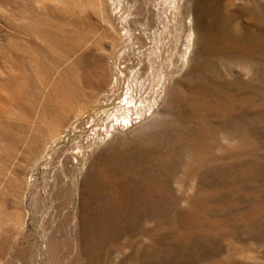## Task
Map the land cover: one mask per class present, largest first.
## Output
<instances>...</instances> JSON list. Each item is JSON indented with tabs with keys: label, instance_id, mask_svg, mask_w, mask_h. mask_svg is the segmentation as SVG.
I'll use <instances>...</instances> for the list:
<instances>
[{
	"label": "rangeland",
	"instance_id": "374dc122",
	"mask_svg": "<svg viewBox=\"0 0 264 264\" xmlns=\"http://www.w3.org/2000/svg\"><path fill=\"white\" fill-rule=\"evenodd\" d=\"M0 264H264V0H0Z\"/></svg>",
	"mask_w": 264,
	"mask_h": 264
},
{
	"label": "bare ground",
	"instance_id": "6f19581e",
	"mask_svg": "<svg viewBox=\"0 0 264 264\" xmlns=\"http://www.w3.org/2000/svg\"><path fill=\"white\" fill-rule=\"evenodd\" d=\"M132 101V100H131ZM131 103L132 102H129V99L127 98L126 100H125V105H131ZM126 117V116H125Z\"/></svg>",
	"mask_w": 264,
	"mask_h": 264
}]
</instances>
